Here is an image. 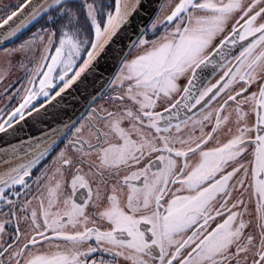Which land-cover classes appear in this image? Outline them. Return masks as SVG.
Returning <instances> with one entry per match:
<instances>
[{"label":"snow or ice","instance_id":"1","mask_svg":"<svg viewBox=\"0 0 264 264\" xmlns=\"http://www.w3.org/2000/svg\"><path fill=\"white\" fill-rule=\"evenodd\" d=\"M139 7L0 5V83L25 73L0 133L59 104ZM105 95L0 149V264H264V0H163Z\"/></svg>","mask_w":264,"mask_h":264},{"label":"water","instance_id":"2","mask_svg":"<svg viewBox=\"0 0 264 264\" xmlns=\"http://www.w3.org/2000/svg\"><path fill=\"white\" fill-rule=\"evenodd\" d=\"M161 3L163 0H140L139 10L134 15L128 32L121 37L118 45L113 46L107 55L99 59L96 70L86 74L80 82L69 89L55 107L49 105L46 112L41 109V114L38 117L35 112L32 116H28L26 113L25 120L16 124L14 129H9L7 134L0 133V149L35 137H42L45 132L51 133L53 129L62 128L64 124L76 121L81 114L85 113L89 106L99 99L107 89L110 77L117 70L120 53H126L131 42L139 34V30L150 25ZM41 99L44 97L41 96ZM3 155L0 152V157ZM0 170H3L2 166H0Z\"/></svg>","mask_w":264,"mask_h":264},{"label":"rangeland","instance_id":"3","mask_svg":"<svg viewBox=\"0 0 264 264\" xmlns=\"http://www.w3.org/2000/svg\"><path fill=\"white\" fill-rule=\"evenodd\" d=\"M15 2H18V0H0V5ZM0 63H2V59H0ZM22 83H25V73L18 67L12 69L11 75L4 83H0V116L6 117L5 113L18 106L20 102L18 96L12 101H9L4 95L5 87H8L10 92H14Z\"/></svg>","mask_w":264,"mask_h":264},{"label":"flooded vegetation","instance_id":"4","mask_svg":"<svg viewBox=\"0 0 264 264\" xmlns=\"http://www.w3.org/2000/svg\"><path fill=\"white\" fill-rule=\"evenodd\" d=\"M105 93H106V91L103 93V95H104V99H101V97L99 98V99H97L91 106H96V105H100V104H105L106 103V95H105ZM43 100H45V98L44 99H42L41 101H43ZM39 105V102H37L36 103V106H38ZM5 119H6V117H5ZM63 145H61V147H62Z\"/></svg>","mask_w":264,"mask_h":264}]
</instances>
